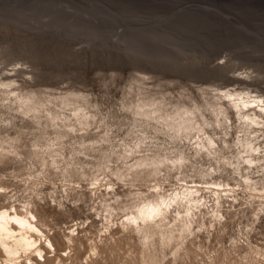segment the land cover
<instances>
[{"label": "rangeland", "instance_id": "obj_1", "mask_svg": "<svg viewBox=\"0 0 264 264\" xmlns=\"http://www.w3.org/2000/svg\"><path fill=\"white\" fill-rule=\"evenodd\" d=\"M234 96L264 101V0H0V211L44 252L0 264H264Z\"/></svg>", "mask_w": 264, "mask_h": 264}, {"label": "bare ground", "instance_id": "obj_2", "mask_svg": "<svg viewBox=\"0 0 264 264\" xmlns=\"http://www.w3.org/2000/svg\"><path fill=\"white\" fill-rule=\"evenodd\" d=\"M226 94H227L226 97L229 98H231V96L233 97L232 94L229 93ZM237 98L236 97L232 98L231 100H229V102L232 103L234 108L237 109L236 113H238L240 117L255 124V126L263 122L264 101H262L261 98H258L256 103L254 101L256 105H252V106L246 105L247 104L246 101L244 102L243 100ZM249 112H251V114H249ZM160 206H162L160 203H154V202L147 204L144 208L143 207L140 208L137 211L136 215H134L133 217L131 216L132 222L135 223L137 222L138 226L141 223L145 225L156 223V220L161 219L163 213H165ZM29 218L34 219V216L31 214ZM29 218L21 216L17 214L15 211H13L12 213H8L7 210L0 211V253H2L6 257L3 260L8 259L9 261L10 258H12L17 251H21L20 253L22 254L25 252H29L30 255L31 254H33V256L36 255L35 257L37 258L39 257L40 260L44 262L43 249L40 246L39 239L35 238V236H40L41 238V236H43V233L34 225V223H32V219L30 221ZM162 221L163 220H161V222ZM44 242L46 243V246L48 248L54 251L53 245L51 244L50 240L47 239L45 236H44ZM29 257H26V260L31 261V258ZM31 264H36V263L31 261Z\"/></svg>", "mask_w": 264, "mask_h": 264}]
</instances>
